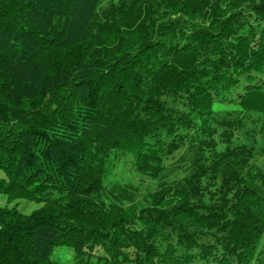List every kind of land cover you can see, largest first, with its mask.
<instances>
[{"label":"trees","instance_id":"trees-1","mask_svg":"<svg viewBox=\"0 0 264 264\" xmlns=\"http://www.w3.org/2000/svg\"><path fill=\"white\" fill-rule=\"evenodd\" d=\"M0 170V264H264V0H0Z\"/></svg>","mask_w":264,"mask_h":264},{"label":"rangeland","instance_id":"rangeland-1","mask_svg":"<svg viewBox=\"0 0 264 264\" xmlns=\"http://www.w3.org/2000/svg\"><path fill=\"white\" fill-rule=\"evenodd\" d=\"M217 108H221V107L218 106ZM1 176H3V172L0 170V177ZM5 201H6L5 196L1 195L0 193V205L5 204ZM38 206L39 204L36 202L22 200L20 201L18 208L22 212L26 213ZM51 258L56 261L69 263V264H72L74 262L73 251L67 245H60V246L55 247L53 250V253L51 254Z\"/></svg>","mask_w":264,"mask_h":264}]
</instances>
